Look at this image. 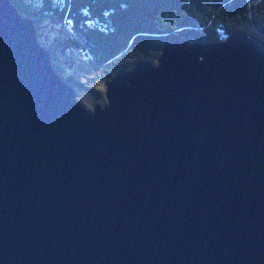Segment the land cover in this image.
Instances as JSON below:
<instances>
[{
	"label": "water",
	"instance_id": "1",
	"mask_svg": "<svg viewBox=\"0 0 264 264\" xmlns=\"http://www.w3.org/2000/svg\"><path fill=\"white\" fill-rule=\"evenodd\" d=\"M222 37L88 108L0 0V264H264V46Z\"/></svg>",
	"mask_w": 264,
	"mask_h": 264
},
{
	"label": "trees",
	"instance_id": "2",
	"mask_svg": "<svg viewBox=\"0 0 264 264\" xmlns=\"http://www.w3.org/2000/svg\"><path fill=\"white\" fill-rule=\"evenodd\" d=\"M12 1L34 20L50 17L64 25L63 49L82 51L106 81L139 62L156 63L169 39L204 42L242 32L264 46V0Z\"/></svg>",
	"mask_w": 264,
	"mask_h": 264
},
{
	"label": "rangeland",
	"instance_id": "3",
	"mask_svg": "<svg viewBox=\"0 0 264 264\" xmlns=\"http://www.w3.org/2000/svg\"><path fill=\"white\" fill-rule=\"evenodd\" d=\"M38 4V1H32ZM24 14V13H23ZM27 15V14H24ZM35 18H33L34 20ZM40 41L51 51V63L64 77L63 79L74 86L78 98L92 108L94 102L103 104L106 101L105 87L107 81L100 71H96L91 59L82 51L70 47H62L66 37L64 25L53 21L50 17L34 20ZM226 36L223 35V39ZM55 50V51H53ZM57 72V73H58ZM104 97L105 101L95 100V97Z\"/></svg>",
	"mask_w": 264,
	"mask_h": 264
}]
</instances>
